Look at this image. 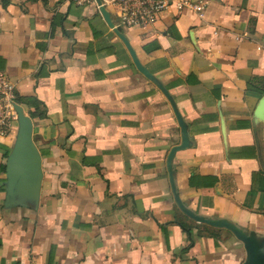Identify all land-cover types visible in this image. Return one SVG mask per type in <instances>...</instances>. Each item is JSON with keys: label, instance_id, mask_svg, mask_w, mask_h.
<instances>
[{"label": "crops", "instance_id": "1", "mask_svg": "<svg viewBox=\"0 0 264 264\" xmlns=\"http://www.w3.org/2000/svg\"><path fill=\"white\" fill-rule=\"evenodd\" d=\"M100 1L0 0L44 173L6 207L0 136V264H264V0L120 31Z\"/></svg>", "mask_w": 264, "mask_h": 264}, {"label": "built area", "instance_id": "2", "mask_svg": "<svg viewBox=\"0 0 264 264\" xmlns=\"http://www.w3.org/2000/svg\"><path fill=\"white\" fill-rule=\"evenodd\" d=\"M76 4H86L95 0H73ZM118 12L117 27L121 29L146 28L156 25L162 12H172L176 16L188 11L202 14L206 10L203 0H108ZM18 97L15 85L0 71V136L15 137L18 129L15 106Z\"/></svg>", "mask_w": 264, "mask_h": 264}, {"label": "water", "instance_id": "3", "mask_svg": "<svg viewBox=\"0 0 264 264\" xmlns=\"http://www.w3.org/2000/svg\"><path fill=\"white\" fill-rule=\"evenodd\" d=\"M96 1L101 4L100 0ZM101 10L105 13L104 7ZM107 21H110L109 16ZM116 28L121 30L120 27ZM15 110L18 129L7 161L6 207H14L18 204V200L29 201L38 206L44 177L42 157L33 139L32 119L24 113L20 105L17 104ZM256 116L264 121V98L258 106Z\"/></svg>", "mask_w": 264, "mask_h": 264}, {"label": "trees", "instance_id": "4", "mask_svg": "<svg viewBox=\"0 0 264 264\" xmlns=\"http://www.w3.org/2000/svg\"><path fill=\"white\" fill-rule=\"evenodd\" d=\"M18 102H19V100H18Z\"/></svg>", "mask_w": 264, "mask_h": 264}]
</instances>
